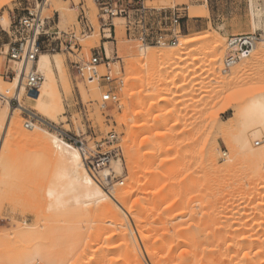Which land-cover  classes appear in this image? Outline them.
Listing matches in <instances>:
<instances>
[{
	"label": "rangeland",
	"instance_id": "obj_1",
	"mask_svg": "<svg viewBox=\"0 0 264 264\" xmlns=\"http://www.w3.org/2000/svg\"><path fill=\"white\" fill-rule=\"evenodd\" d=\"M0 2V40L7 42L6 31H9L10 27L25 13L24 9L27 6L36 7V0H0ZM39 2L41 5L40 9L44 6L45 17H52L54 11L60 12L61 26L63 28L77 24L78 9H74L69 2L65 0H39ZM85 3L88 8V15L95 27V30L88 35L93 36L94 34L97 37L90 39L82 37L80 35V30H77L79 38L78 43L83 46L85 59L90 58L91 51L93 52L94 49H98L104 57L105 54H107V49L110 51L109 58L113 60V70L117 76L123 79V86L119 91V104L102 108V89L99 88L98 84H89L78 79L70 68L68 54L48 53L50 56L59 55L65 61L67 77L71 89H64L62 83L59 82L61 100L63 103V115L59 118L57 123H54L38 115L30 108L24 107L21 111L17 112L15 117L19 115L22 126L27 130L25 128L27 111L33 112L46 125L37 124V128L56 135L66 143L70 142L64 140L63 136L89 140L92 146V143L97 139L106 136L111 131L116 132L118 135L120 154L112 162L111 170H108L109 173L113 172V175L116 176L114 187H109L108 191L116 190L115 195L112 196L116 197L133 186L134 179L136 178L132 176L131 167L135 168V175L140 177L142 184H147L148 187L145 185L143 188L142 186L136 194L129 198L130 204L136 199L142 200L143 203H140L141 207L139 206L134 210V215L131 214L132 217L131 215L124 214L123 211L121 212L123 223H125L123 227L130 233L129 235L131 236V240L137 252V258L134 259V262L133 260H131L132 262L128 261V259L126 260L124 258L125 252L116 247L115 243L117 242V236H115V234L118 233L119 223L113 212L94 209L95 213L94 210L93 213L91 212L92 216L89 217V220L81 224V233L79 236L76 237L74 235L75 237H73V235L69 233L63 236L60 234L62 239H60L59 242L63 246V251H65L63 255H61L64 262L62 264L193 263V242L191 241V243L186 240L203 237L206 232L205 229H211L206 226L208 223H212L210 227H213L218 217L221 218L220 220L218 218L217 222L225 220V218H223L225 210L226 219H228V216L232 217L229 213H231V215L234 213V218L232 217L230 220H225L226 224L227 221H233V223L234 221H238L237 223L240 225L235 224V222L234 227H231L233 223H228L227 226H229L230 230L233 229V231L235 227H242L240 219L245 221L247 219H244V216H241L244 214L240 212L244 210V208H241L244 205H248L244 207L246 209L248 208L247 211L249 210V213L246 210L243 211L244 213L246 212L245 217L251 218L252 216L254 218V215L257 213V215H259L260 218L262 216L264 220V206L263 208H261L262 205L259 206V204L264 203V191L262 190L263 192H260L256 188H253L260 179L264 182V177L261 178V176L258 178L256 174L253 175L252 173V171L256 169L255 165H257L256 159H254L256 158V154L254 155L253 153V156L249 153L248 157L246 154L242 155L237 144H235L232 139V133L234 134V132H236L235 129L238 127V123H234V120L237 118L235 115L238 112L237 109L243 108L252 98L264 94V56L243 74L241 83L235 85L236 87L223 88L220 85L218 87V84L212 81V77L209 71H207V63L210 60V58L208 59L209 55H206L208 45L206 41L208 40H202L200 42L199 40H201L203 36L208 35L215 37L217 40L220 39L224 42L223 54L226 55V44L230 36L257 33L262 39L264 36V29L255 31L253 27V13L250 0H149L148 3L155 7L174 8L178 6V8L182 10L184 17L182 23L183 32L180 45L177 47L153 46L157 51H161L167 55L172 52V49H178L177 57H173V59L169 61V63L172 64V69L163 72L159 78H157L158 82L161 83L164 78L171 77L174 79L170 78L173 85L170 84L169 88L165 89L163 93L161 92L160 94L153 93L152 95L148 92V94L144 92L147 96L144 94L142 95L144 97L141 96V98L138 99L141 95V90H143L142 85L146 83H143L141 80L133 82V78L135 77L133 74H136V72L131 69L128 61L132 59L130 58L131 52L134 51L133 54H139V49H144L145 46L142 47L139 42L128 39L123 21L121 20H116V37L113 35L112 38L107 39L109 36L105 37L103 31L100 30L97 19L98 11L93 0H85ZM259 8H264V0L259 1ZM191 11H194L192 13L193 16H190ZM186 41L198 42L186 44ZM260 43L261 40L258 45ZM252 55L248 59H251ZM128 58L130 59L128 60ZM248 59L240 63H244ZM9 66L13 67L14 65H9L4 57H0V78L6 82H11L13 80L8 79L6 76ZM221 66L222 69L219 70L221 72H219V74L225 76L223 73L224 60ZM101 70L102 73H106L104 67H102ZM178 72H181L182 75L176 76V74H179ZM173 81L176 86H174L175 84ZM173 86L175 88H173ZM132 96L137 97V101L134 102V104H132L131 101V99H133ZM160 96H165L169 100L159 103V106L152 108L153 102L155 103V101H158L161 98ZM142 98L143 100H141ZM126 103L127 105L130 104V109L132 108L131 111L134 110L130 114V118L132 119H129L128 123L124 121L125 111L127 110V108H125ZM4 104L5 101L0 99V112ZM12 105L13 107H18L16 102H13ZM140 109L143 110L145 116L147 115V124L149 126V128H147L148 130H146V132L148 131L147 134L144 132L145 130H140L141 132L134 130V127H136L141 117V115H137V117L135 113ZM156 117H159L161 120L159 119L160 121L156 123L155 126ZM130 130H132V133L129 134ZM159 133H164L165 136L157 139L155 136ZM8 135L10 134L4 137L6 138L4 141L5 146L3 145L4 150L1 154L3 161L0 159V161H2L0 162V264H2V262L4 264H45L42 259V248H40L39 243L42 242L43 238H47L51 234L63 230L65 227L62 223L63 217L60 214V210H56L54 207V201L50 195V191H60L67 183V174L61 162L54 157L55 155H51L53 153L50 154L47 148L37 144H33V146H31L32 144L25 145L18 140L17 137L14 138L13 136V138H11ZM147 137H149V142L152 144L148 142L147 144L149 145H142L143 140ZM260 140H262L260 141L262 146H259V149H262L264 146V138ZM70 145L72 144L70 143ZM252 145L253 147L256 146L254 142ZM72 146L75 147V145ZM257 147L258 146H256V148ZM151 150H153V153L155 151V153L153 156H150L149 159L146 157V153ZM263 156L264 155L261 156L260 161H258L259 158L257 157V161L259 162L258 166L260 165L261 169L264 167ZM212 157H214L215 160L212 159ZM230 159L232 161H230ZM118 160L121 165L120 172H117L114 168V162ZM138 160L139 162L136 164ZM213 160L214 162H212ZM211 162L215 165L211 164ZM252 164L255 165L253 166ZM215 168L217 169L215 170ZM262 173H264V171ZM215 174L220 175H216V177H218L216 178ZM224 174H226L227 178H232V181L227 179L226 176L224 177ZM149 180L151 184L148 183ZM209 180L212 181L213 185ZM255 180L258 181L254 182ZM219 182H222V186L219 185L216 189V185L219 184ZM165 183L169 188L167 187L165 192H162L161 195L154 199L153 195L159 190L158 188L160 185H165ZM223 184H226V186ZM208 187L211 189L213 188V192L210 191ZM220 189L223 191L222 193L219 191ZM243 190H246V192ZM216 191L219 194H217ZM257 192L259 193L260 199L263 200V203H260L261 200L257 199L259 198L258 196L252 200L253 195L255 193L257 195ZM227 195L230 198L227 197ZM176 196L177 198H175ZM217 201L218 203H216ZM210 202L212 205L209 204ZM214 202L215 204H213ZM223 202H226L225 204L227 206ZM197 203L200 204L201 207H198L200 205ZM213 205L216 206L217 211H215L216 209ZM220 205L224 210H219V213L220 211H223V213H221L220 216H218L219 213L216 215L214 212L212 213V210L218 212V209L221 208ZM253 205H256V207L258 205L256 208L258 212L257 210L255 212V207ZM238 206H240L241 210ZM178 207L180 210L184 207L186 211H189L188 209L190 208V211L188 215H186V218H181L186 219L182 220V226V223H180L181 220H177L175 222H179L180 225L178 226L179 223H177V225L173 227L175 224L170 220L174 218H172V216H174L175 212L177 214V210H179ZM187 207L189 208L187 209ZM225 207H228V209H225ZM235 207H237L239 211ZM250 207H253L254 211H252L253 208L250 209ZM139 208L140 210H138ZM199 210L202 212H197ZM228 210L230 212L227 213ZM203 211L207 212V215ZM210 212L212 215H210ZM235 213L236 215L238 213V218L241 216L239 220L236 218ZM189 214L195 218L189 216ZM142 215H145V217ZM187 216L190 220L187 219ZM208 216L212 219L207 218ZM259 217H255L254 219L251 218V220L249 219L250 222L247 219L246 223L251 226L253 223L257 224L260 222V226L257 224L258 226L255 228L261 227L264 229V225H262L264 221L261 218L263 221L262 223ZM133 218L138 219L137 227L139 229H142L144 226L143 222L146 221L147 224H149L147 228L151 227L150 229H152H146L149 232L140 243L138 241L136 242L134 239V228L131 224ZM206 218L208 220L210 219L207 223H205ZM166 219H170V225ZM194 219H198V223ZM164 220L168 222L167 225L163 223ZM245 221H242V223L244 224ZM198 224L200 226H198ZM25 225L37 228V236L35 235L33 239L26 238L28 243L25 241V238L18 234V229H22ZM248 225L245 226L248 228ZM245 226L243 225L244 228ZM253 227L254 226L251 228ZM165 228L168 230H165ZM251 228H241V231L239 229V231L236 230L237 232H229L231 234L239 233L238 235L240 236H244V234L248 236L255 235L258 236L260 240L264 239V230L260 228L258 229L260 231L255 230V232L258 231L255 233V228L253 231L250 230ZM16 230L18 231L17 233ZM245 230L246 232H244ZM209 231L207 233H209ZM247 231L250 233H247ZM13 232L19 236L16 234H14V236ZM9 235H13L14 238ZM159 235L162 236L159 237ZM16 236L19 238L16 239ZM157 236L161 239V242L159 239H156L158 238ZM34 238L36 241H34ZM262 242H264V240ZM235 252L230 255L229 259H234V264H241V256L238 255L239 252H237V250ZM121 256L123 258H121ZM151 259L152 261H149ZM261 259H264V251ZM116 260L121 261V263H118ZM262 264H264V262H262Z\"/></svg>",
	"mask_w": 264,
	"mask_h": 264
},
{
	"label": "bare ground",
	"instance_id": "obj_2",
	"mask_svg": "<svg viewBox=\"0 0 264 264\" xmlns=\"http://www.w3.org/2000/svg\"><path fill=\"white\" fill-rule=\"evenodd\" d=\"M48 1H50V0H48ZM259 1L260 0H250L251 7H252V13H253V27H254L255 31L258 30V29L259 30L260 29H264V8H259ZM2 3H3V1H2ZM0 5H1V2H0ZM193 12L194 11H191V13H190L191 15L190 16H193L192 15ZM95 37H97V36L93 34V36H90V37L88 36L86 38H89L90 39V38H95ZM202 40H204V41L205 40H208V41H206V42H208L206 55H209L208 56V59L210 58V60L208 62L209 64L207 63V65H208L207 71H209V73H210V75L212 77V81L218 84V87L220 85L223 88H226V87L227 88L228 87L230 88V87H234L235 85L240 84L241 81H242V78H243V74L247 70H249L251 67H253V65L255 63H257L258 61H260L261 58L264 56V36H263V38L261 39V43L255 47L254 51L256 49L257 50L252 55V58L251 59H248L244 63H238V64H236L234 67H232V68H235V69H232L231 68L230 70L223 71V73L225 74V76H223V75L219 74V72H220L219 70L222 69L221 64L223 65V60H224V57H225V55L223 54L224 42L221 41L220 39L217 40L215 37L210 36V35L203 36V38L201 40H199V42L202 41ZM193 42H198V41H190V42L189 41H186L185 43L186 44H189V43H193ZM170 47H177V46H170ZM139 50H140V53L139 54H133L134 51L130 53L131 54V57L130 58H132L131 60H129L130 58H128V60H129L128 61V64H130L131 69L136 72V74H133V75H135V77L133 78V82H137L138 80H141L143 83H146V84L142 85L143 90H141V92H140L141 95L139 94L140 97H138V99L141 98V96L144 95V94L147 96L148 93L149 94H152V95H153V93L154 94H156V93H159L160 94L161 92L163 93V91L165 89L169 88V85L170 84L173 85L172 80H171L173 78L170 77L171 78L170 79L169 77L168 78L166 77V78H164V80L161 83L158 82V79L157 78H159V76L163 72L172 69V64L169 63V61L172 60L173 57H177V51H178V49H176V48L172 49V52H170L169 55L164 54L161 51H157L155 48H153L151 46H145L144 49H139ZM107 56L108 57L110 56V51L108 49H107ZM135 56H136V58H135ZM38 67H39V71L43 73V75L45 77V81L42 84L40 93L37 96H35V97H29V96H27L25 94V89H24V87L22 85V77L20 75L17 76V77H15V79L12 80L11 82H6V81H4V80H2L0 78V99H3L5 101V104L3 106V109L0 112V159L2 160L1 154H2V151L4 150L3 149V145L5 146L4 141H5L6 138H4V137H6L7 134H10L8 136H10L11 138H13V136H14V138L17 137L18 140H20L25 145L26 144H28V145L32 144L31 146H33V144H37V145H41L44 148H47L49 150V153L50 154L53 153L51 155H53V156L55 155L54 157H56L61 162V164L63 165L64 170H65V172L67 174V179L68 180H67L66 185L60 191L59 190H51L50 191V195H51V197H52V199L54 201V207H55L56 210H60V214L63 217L62 223H63V225L65 227L63 228V230H59V231L51 234L47 238H43L42 239V242L39 243L40 244V248H42V250H41V252H42V259H43V261H44L45 264H60V263L62 264V263H64L63 260H62L61 255H63V253L65 251H63V246L59 242V240L62 239L61 236L65 235L66 233H69V234L73 235V237L79 236V234L81 233L80 232L81 231V224L82 223L84 224V222L86 220H89V217L92 216L91 214L93 213V210L94 209H97V210L100 209L102 211L109 210V211H111V213L113 212V214L116 217V219H118L117 222L119 223V230H117L118 233L115 234V236H117V242L115 243L116 244V247L119 248L121 251H124L125 252L124 258L126 260L127 259H128V261L133 260V262H134V259L137 258V252H136V250L134 248L133 242L131 240V236L129 235L130 233H128L127 229L125 227H123L125 225V223H123L122 216H121V212L123 211L124 214L129 215V216L131 214H133L134 213V210L137 209L140 206V203H142V200L140 201L139 199H136L135 201H133L130 204L129 203V198L132 195L136 194L137 191L142 186L144 188L145 185H146V187H148V185L147 184H144V185L142 184L140 177L137 176V175H135V170H134L135 168L134 167H131L130 170H131V173L133 174L132 176H135V178H136V179H134L133 186L129 187L128 190H126L123 193H120L116 197H112V196L115 195L116 190H112V191L110 190V191H108L106 188H104L103 186H101L86 171V169L83 166V159H82L81 152H80V150L76 146L74 147V146H72L73 144L70 145V143H66L65 141H63L59 137H57L56 135H54V134H52V133H50L48 131L40 130L36 126L32 130H30V131H27V130L24 129V127L22 126V121L19 118V115H17V117H15V115L17 114V112L21 111L24 107H28L31 110L35 111L38 115L42 116L43 118H45V119H47V120H49L51 122L57 123L58 120H59V118L63 115V103H62V100H61V92H60V88H59V84H60L59 82L62 83V86L64 87V89H67V90L71 89L70 88V85H69L68 77H67L65 61L59 55L50 56L48 53H43L40 56V59H39V62H38ZM180 73L179 74H176V76L177 75H180L181 76L182 73L181 74ZM157 82L160 83V84H158ZM174 84H175V82H174ZM174 86H176V84ZM174 86H173V88H175ZM144 92H146V93L148 92V93L146 94ZM136 96H138V95H136ZM136 96H132V98H133V99H131L132 104H134V102L137 101L136 100L137 99ZM142 97H144V96H142ZM14 100H19L20 101V104H18V107H13L12 101H14ZM141 100H143V98ZM167 100H169V99L167 97L163 96L158 101H155V103L153 102V104H152L151 107L152 108L157 107V106H159V103L166 102ZM130 107H131L130 104L127 105V103H126V107L125 108H127V110L125 111V115H124V121L126 123H128V120L129 119H132V118H130V116H131L130 114H131V112L134 111V110L131 111L132 108L130 109ZM237 111H238L237 114H235L237 116V118H236V120H234V123L237 122L238 123V127L236 126L237 127L235 129L236 132H234V134L232 133V139L235 142V144H237V147L240 149L242 155L246 154V156L248 157V154L249 153H251L252 155H253V153H254V155L256 154L255 155L256 158L253 157L254 155L252 156L254 159H256V162H257V165L254 164L255 167H256V169H254L255 173H254V171H252V173H253V175L256 174L258 178H260L261 176H262L261 178H263L264 177V175H263L264 173H262V172L264 171V167H262V169H261V166L260 165H259L260 167L258 166V163H259L258 161H260L261 160L260 159L261 156L264 155V146L262 147V149H259L262 145H259L260 147L258 146L256 148V146L253 147L252 144L254 142V145H256L259 141H262L260 139H263L264 138V94L263 95L261 94V95H259L257 97L252 98L246 105H244L243 108L237 109ZM135 114H136V116L137 115H141V117L139 116L140 119L137 122L136 127H134V130H138V132H141L142 130L143 131L145 130L144 132L147 134L148 131L146 132V130H148L147 128H149V126L147 124V117H146L147 115L145 116V114H144V112H143L142 109H140L139 111H136ZM162 116H163V114H162ZM159 119H160L159 117H156L155 118L154 125L161 120V119L160 120ZM229 123H227V124H229ZM231 123H232V121H231ZM233 125H231V126H233ZM220 131H221V129H220ZM224 131H226V130H224ZM135 132H137V131H135ZM130 133H132V130L129 131V134ZM128 136H130V135H128ZM164 136H165L164 133H159L155 137L157 139L158 138L160 139V138H163ZM149 137H147L146 139L143 140V142H142L143 144L142 145H146L147 146L149 144H152L151 142H149L150 141L149 140ZM148 142H149V144H147ZM151 151H149V152L146 153L147 156L145 155L149 159H150V156H153V154L155 153V151H154V153H153V150H151ZM258 154H260V155L262 154V155L260 156ZM212 159H214V157H212ZM257 159H258V161H257ZM214 160L212 162H214ZM2 161H0V162H2ZM230 161H232V160L230 159ZM138 162H139V160L136 161V164ZM212 162H211V164H213ZM253 163H254V161H253ZM213 165H215V164H213ZM257 166H258V168H257ZM215 167H217V166H215ZM110 168H107V169H105L103 171V173H105L106 176H109L112 173V172L109 173V171L111 170ZM114 168L116 169L117 172H120L121 171V165H120V161L119 160L114 162ZM201 168H203V167H201ZM147 169H148V166H147ZM147 169H146V171H147ZM216 169L217 168H215V170ZM258 169H261V170H258ZM144 172H145V170H144ZM250 173H251V170H250ZM220 174H221V172H220ZM220 174H215V177H216V175L218 176ZM225 176H226V174H224V177ZM216 178H218V177H216ZM226 178H227V176H226ZM255 178H256V176H255ZM210 179H212V178H210ZM222 179H224V178H222ZM227 179H229V178H227ZM217 180H216V182H217ZM229 180L232 181V178L229 179ZM257 181L255 180L254 182H257ZM144 182H146V181H144ZM150 182L151 181L149 180L148 183L151 184ZM171 182H173V181H171ZM210 183L212 184V181H210ZM221 183L219 182V184L216 185V189H217V186H219V185L222 186ZM223 183H224V181H223ZM229 184H231V183H229ZM214 185H215V183H214ZM223 185L226 186V184H223ZM254 186L255 187H253V188H256L260 192H263L264 191V182L261 179L259 180V182L257 183V185H254ZM167 187L168 186L166 185V183H165V185L164 184L160 185V187L158 188L159 190L153 195L154 199L156 197H158L159 195H161L162 192H165L167 190ZM208 188H210V187H208ZM213 188H215V187H213ZM219 188H221V187H219ZM202 189H203V187H202ZM212 189L210 188V191H212ZM216 189H214V190H216ZM221 189L219 191H221ZM224 189H225V187H224ZM257 190H255V191H257ZM243 191L246 192V190H243ZM222 192L223 191H221V193ZM226 192L229 193L228 191H226ZM258 192H257V195H256V193L253 195L252 200H254V198H256V196L259 197V193ZM217 194H219V193L217 192ZM241 195H243V194H241ZM260 195H261V193H260ZM177 196L175 198H177ZM214 196H215V192H214ZM227 197H229V196L227 195ZM238 197H240V196H238ZM232 198H234V197H232ZM263 198H264V194H263ZM257 199H260V197L257 198ZM217 200H219V199H217ZM243 200H244V198H243ZM263 200H261L260 203ZM201 201H203V200H201ZM198 202H200V201H198ZM204 202H203V204H204ZM206 202H207V200H206ZM220 202H221V199H220ZM234 202H236V201H234ZM216 203H218V201ZM223 203L225 204L226 202H223ZM243 203H245V202H243ZM209 204L212 205L211 202ZM213 204H215V202ZM224 204H222V205H224ZM263 204H259V206L262 205L261 208H263V206H264ZM198 205H200V204H198ZM244 206L241 207V208L242 209L244 208V210L247 211L248 208L246 209L245 207H247L248 205L245 206V207ZM250 206H251V204H250ZM194 207H193V209H194ZM198 207H201V205L198 206ZM214 207L216 209V206H214ZM220 207H221V205H220ZM254 207H255V212H256V210H257L256 208L258 207V205H257V207H256V205ZM188 208L189 207H187V209ZM226 208L228 209V207H225V209ZM235 208L238 211H239V209L241 210L240 206H238L239 209L237 207H235ZM252 208L253 207H250V209H252ZM178 209H179V207H178ZM205 209H207V208H205ZM221 209L224 210V208L221 207L220 209H218V212H215V211H217V209H216L215 211L212 210V213L214 212L215 215H216V214L219 213V210H221ZM97 210H96V212H97ZM138 210H140V208ZM188 210L190 211V208ZM189 211H186L185 208L183 207V209L177 210V214L175 212L174 216H172V218L174 217L173 219H171V220L170 219H166V221L168 220L169 225H170V221L172 223L174 222L175 225H173V224H171V225H173V227H175L177 225V223H179V222H175V221L181 220L180 223H182L183 222L182 220H186V219H181V218H184V217L186 218V215H188V212ZM243 211H240V212H242V214H244V215H241L242 217L244 216L243 217L244 219L247 218L248 220L249 219L251 220V218H253L251 216V214H252L251 211H250L251 218L245 217V213L246 212L244 213ZM252 211H254V208H253ZM197 212H202V211L199 210ZM228 212H230V211L228 210L227 213ZM257 212H258V210H257ZM261 212H262V210H261ZM94 213H95V210H94ZM204 213L206 214L207 212H204ZM212 213L210 212V215H212ZM221 213H223V211H220V213L218 214V216H220ZM225 213H226V210L224 212V217H223V218H225V220H230L232 217L234 218V216H233L234 213H232L233 215H231V213H229L230 216H232V217H229L228 216L227 217L228 219H226ZM238 213H237V215H238ZM206 215H205V217H206ZM215 215H213V216H215ZM237 215L235 213L236 218L239 220V218L241 216H239V218H238ZM189 216H192V215L189 214ZM209 216L207 218H210ZM218 216H216V217H218ZM131 217H132V215H131ZM136 217H137V214H136ZM143 217H145V215ZM192 217H194V216H192ZM255 217L258 218L259 215H257V213H256L254 215V218ZM207 218H206L205 223H207V221H209L210 219H212V218H210L208 220ZM214 218H213V222H214ZM218 218L220 220L221 217H218ZM261 218H262V216H261ZM261 218L259 220L263 223L264 220L262 218V220H263L262 221ZM163 219H165V218H163ZM187 219L190 220L189 217ZM217 219L215 220L216 222H214L213 227H210V225L212 223H208L209 225L208 224L206 225V226H208L211 229H209L207 227L210 231L205 229L206 232H205V234H204L203 237H200V238H197V237L196 238H192L193 240H191V239L188 240L186 238L187 239L186 241H189V242L192 241L193 242V248H192V251H193V257H192L193 258V263L191 262L192 264H234L233 262L235 260L234 259H229V257L236 250H237V252H239L238 255L241 256V258L239 257L240 260H241V264H262V262H264L263 261L264 259L263 260L261 259V256L263 257V251H264V245H263L264 242H262L264 239L263 240L262 239L260 240V238L258 236H255V235L251 236L250 234H249L250 236H248V235H245L243 233L244 236H242V235L240 236V235H238L239 233L238 234L237 233H235V234L234 233H232V234L230 233L231 231L232 232H234V231L237 232V231H239V229L241 231L242 229H248V228H251L252 226H254L253 228L250 229L251 231H253V229L255 227H257L258 225L260 226L259 220H258L259 223H257L255 221L258 225L255 224V223H253V222L252 223L254 225L251 224V223H249L250 222V220H249L248 223L251 224V226H249L246 223L247 219H246V221L243 220V219H240L241 220V226H242L241 228L242 229L239 228V227H235V229L233 231V229L230 230L229 226H227L228 223L229 224L231 222L233 223V221H231V222L230 221L229 222L227 221V224H226L225 220H223L221 222L220 221L217 222ZM237 219H234V220H237ZM137 220L138 219L133 218L131 220V224H132V226L134 228V239L136 240V242L138 241L140 243V241L144 237H146L147 233L149 232L147 230L148 229L149 230H152V229H150L151 227L147 228L148 225H149V224H147V221L146 222H143L144 223V226L142 227V229H139L137 227V222H138ZM197 220H195V221L198 223ZM164 221H163V223L165 225H167L168 222L165 221L166 222L165 223ZM242 221L243 222L245 221L246 224L245 223L243 224ZM235 222L236 221H234V223ZM237 222L235 224H238ZM112 223H114V222H112ZM115 223H116V221H115ZM140 223H142V222H140ZM148 223H150V222H148ZM180 223L178 224V226L180 225ZM234 223L231 224L232 225L231 227H234ZM242 224L244 226L245 225H248L249 227L247 228L245 226V228H244ZM182 225H183V223L181 224V226ZM200 225H201V223H200ZM200 225L198 224V226H200ZM262 225H264V223ZM120 226H121V228H120ZM195 227H196V224H195ZM58 228H60V227H58ZM117 228H118V226H117ZM260 228H255L254 229V232H255V230H258ZM261 229L264 230L263 228H261ZM18 230H19V232L16 230V233L18 232V234L20 236H22L23 238H25V241L27 242V239L26 238H32L33 239V237L36 235L37 228L34 227V226L25 225L22 229H18ZM165 230H168V229L165 228ZM208 231H209V233H207ZM249 231H247V233H250L251 232V231L250 232ZM258 231H260V230H258ZM258 231H256V232H258ZM175 232H176V229H175ZM202 232H204V231H202ZM244 232H246V230ZM16 233L13 232V235L16 234ZM18 234H16V235H18ZM60 234H61V236H60ZM13 235H9V236H12L13 237ZM200 235H201V233H200ZM262 235H260V236H262ZM161 236L159 235V237H161ZM183 236H184V234H183ZM186 236H188V235H186ZM159 237L156 238V239H159L160 242H161V239ZM15 238L18 239L19 237L16 236ZM35 238H34V241H36ZM181 241H183V240H181ZM235 254H236V252H235ZM122 256H121V258H123ZM234 258H235V255H234ZM116 261H118V260H116ZM121 261H118V263H121ZM149 261H152V259L149 260ZM2 264H4V263L2 262ZM150 264H151V262H150ZM154 264H156V263H154Z\"/></svg>",
	"mask_w": 264,
	"mask_h": 264
},
{
	"label": "built area",
	"instance_id": "obj_3",
	"mask_svg": "<svg viewBox=\"0 0 264 264\" xmlns=\"http://www.w3.org/2000/svg\"><path fill=\"white\" fill-rule=\"evenodd\" d=\"M74 9H78L77 24L67 28L61 26V15L54 11L52 17L44 16V6L36 0V7L27 6L17 22L6 32L7 42L0 40V57H4L9 66L8 79L22 77L26 95L35 97L40 93L45 77L39 71L38 62L43 53L69 55V65L75 76L83 82L98 84L102 89V108L119 104V91L123 79L113 70V60L94 49L85 59L83 46L79 44L77 30L82 37H88L95 27L88 15L85 0H65ZM207 1V0H206ZM98 11L100 30L107 39L116 37V20L123 21L126 36L143 46H178L182 37L184 20L180 8L151 6L149 0H93ZM261 40L254 34L230 36L226 44L224 70H230L236 64L248 59ZM104 67L106 73H102ZM20 104L19 100L12 101ZM25 128L32 130L37 124L45 125L33 112L27 111ZM64 140L75 145L81 152L86 171L104 188L114 187L116 176L113 172L105 176L103 171L110 168L119 156L118 135L111 131L94 141L63 136ZM261 145L259 141L256 146Z\"/></svg>",
	"mask_w": 264,
	"mask_h": 264
},
{
	"label": "crops",
	"instance_id": "obj_4",
	"mask_svg": "<svg viewBox=\"0 0 264 264\" xmlns=\"http://www.w3.org/2000/svg\"><path fill=\"white\" fill-rule=\"evenodd\" d=\"M7 32V31H6Z\"/></svg>",
	"mask_w": 264,
	"mask_h": 264
}]
</instances>
